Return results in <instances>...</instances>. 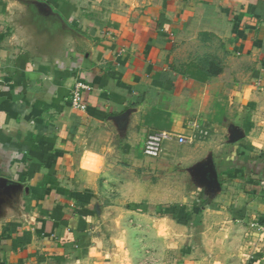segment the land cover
<instances>
[{"label":"crops","instance_id":"1","mask_svg":"<svg viewBox=\"0 0 264 264\" xmlns=\"http://www.w3.org/2000/svg\"><path fill=\"white\" fill-rule=\"evenodd\" d=\"M158 131L194 136L162 155L187 146L215 173L167 209L185 262L147 204L110 201L152 197L134 172ZM262 182L264 0H0V264H131L100 232L132 212L156 264H264Z\"/></svg>","mask_w":264,"mask_h":264},{"label":"rangeland","instance_id":"2","mask_svg":"<svg viewBox=\"0 0 264 264\" xmlns=\"http://www.w3.org/2000/svg\"><path fill=\"white\" fill-rule=\"evenodd\" d=\"M187 146H177L168 148L162 156L153 160L145 165L144 167H137L134 172L136 181L141 182L142 186H146L148 194L152 197L149 199H137L136 202L129 201L126 198H110V201L115 202H124L129 210L137 209L142 204H147L149 207L148 218L149 226H152L154 230V225L156 219L162 221V224L165 228V240L167 241V246L163 247L165 258L167 261H178L185 262L187 255V247H172L171 246V227L169 224L172 222V218L175 217L176 221H184L185 225H181V230H176L174 233L176 237L185 239L188 235L187 223L182 218L179 219L177 213L171 214L169 211H172L174 205H177L182 212L187 211L186 204H192V198L198 192L197 189L201 186V181L205 176H208L210 173L205 170V168L196 167L195 164L189 163V160L194 158V154L191 150L186 148ZM144 156V155H143ZM142 155H138L136 159H145ZM149 160V159H148ZM162 160V161H160ZM129 167H125V172H128ZM124 176V173H121ZM127 175V173H126ZM122 185L117 183V189L120 188L123 190ZM119 190V189H118ZM142 202H141V201ZM195 201V200H194ZM129 202H132L129 206ZM141 202V203H140ZM196 202V201H195ZM194 206V205H193ZM169 211H168V210ZM168 211V212H167ZM138 213V212H137ZM136 212H132L131 215L124 218L123 216H117L115 220V225L110 228H105L100 232L104 238H116L121 239L122 235L127 240V246L116 247V254H122L125 256L129 263L131 264H156V258L159 257L158 251H162V248L155 246V232L153 230L147 231L148 239L145 241L148 244L146 251L145 247L140 246L141 239V230H140V220L139 215ZM112 216H110L111 218ZM125 219V226L121 223ZM185 219V218H184ZM109 221V220H108ZM110 222V221H109ZM118 222L120 226H116ZM119 224V223H118ZM124 227V228H123ZM122 228V229H120ZM169 229V230H166ZM193 251V248H190ZM146 258V262H145ZM141 262V263H140ZM169 264V263H168Z\"/></svg>","mask_w":264,"mask_h":264},{"label":"built area","instance_id":"3","mask_svg":"<svg viewBox=\"0 0 264 264\" xmlns=\"http://www.w3.org/2000/svg\"><path fill=\"white\" fill-rule=\"evenodd\" d=\"M84 90H89V87L78 81L71 94V104L76 109H85V105L81 98V92ZM196 128L197 126L195 125L194 129ZM198 133L206 135V133H203L202 131H198ZM193 140L194 136L187 138L185 136L175 135L166 131L153 132L146 137L142 148V154L147 158L157 159L162 155L166 144L175 143L178 145H184L188 141L192 142ZM261 188L264 191V182L261 183Z\"/></svg>","mask_w":264,"mask_h":264},{"label":"water","instance_id":"4","mask_svg":"<svg viewBox=\"0 0 264 264\" xmlns=\"http://www.w3.org/2000/svg\"><path fill=\"white\" fill-rule=\"evenodd\" d=\"M209 171H210L211 175L214 176V174H215L214 171L213 170H209Z\"/></svg>","mask_w":264,"mask_h":264}]
</instances>
